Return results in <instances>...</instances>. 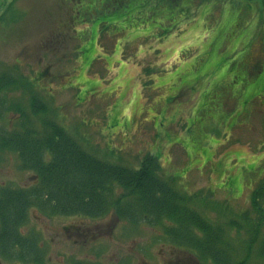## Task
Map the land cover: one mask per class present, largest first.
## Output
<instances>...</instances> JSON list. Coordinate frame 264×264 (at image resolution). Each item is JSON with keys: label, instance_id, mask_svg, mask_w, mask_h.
<instances>
[{"label": "rangeland", "instance_id": "rangeland-1", "mask_svg": "<svg viewBox=\"0 0 264 264\" xmlns=\"http://www.w3.org/2000/svg\"><path fill=\"white\" fill-rule=\"evenodd\" d=\"M3 71L33 83L6 93L0 132L17 123L18 105L38 128L53 119L102 160L135 167L152 154L182 191L210 189L233 214L250 208L264 176L263 0H0ZM32 95L49 107L42 117L31 114ZM34 174L0 147V184L27 186ZM79 224L106 234L71 244ZM25 231L40 233L53 264H145L143 255L159 264L174 245L159 225L112 213L36 206ZM0 264L31 263L0 254Z\"/></svg>", "mask_w": 264, "mask_h": 264}, {"label": "trees", "instance_id": "trees-1", "mask_svg": "<svg viewBox=\"0 0 264 264\" xmlns=\"http://www.w3.org/2000/svg\"><path fill=\"white\" fill-rule=\"evenodd\" d=\"M15 84L12 74H0V95ZM4 101L0 97V104ZM47 110L38 96H32L33 114ZM19 124L21 128L2 132L6 134L1 140L16 150L24 166L34 169L39 178L32 187L0 188V247L6 252H13L18 244L23 260L42 264L18 231L29 206L47 202L60 213L101 215L116 206L119 215L133 220L168 219L174 223L166 229L179 244L191 246L214 264H264V178L252 193L250 208L233 214L226 202L213 201L211 191L182 192L174 180L161 174L156 156L147 155L138 168H132L87 152L54 120L44 119L45 128L39 130L22 111ZM212 212L217 215L213 217Z\"/></svg>", "mask_w": 264, "mask_h": 264}, {"label": "flooded vegetation", "instance_id": "flooded-vegetation-1", "mask_svg": "<svg viewBox=\"0 0 264 264\" xmlns=\"http://www.w3.org/2000/svg\"><path fill=\"white\" fill-rule=\"evenodd\" d=\"M151 223H159V222L152 221ZM102 227L103 226L101 225H96L94 227H89L84 224L74 225L73 230L70 232V236H73V237H69L70 239H67V240H70L71 242L79 241L82 243L83 242H86V243L93 242L96 239H98V237L101 234L106 233V231H104ZM112 228L113 227L110 228L111 231L113 230ZM24 233H27L25 229H24ZM29 234H30V239H31L30 245L33 246L32 255L34 257H38V256L42 257L47 262L48 260L47 248L45 246V242L42 241V236L37 231H32ZM149 248H150V245L146 247V250L148 251ZM179 248L180 246L172 245L171 247H169V249H164L163 254H162V259L159 262V264H191L193 260L191 256L194 253L192 254V252L189 251L187 254L185 253L182 254ZM99 256H100V253L98 254V257ZM142 258L145 264L149 263L148 258L146 256L143 255ZM75 261L76 262L72 264H102L97 259L95 260V258H89V259L77 258Z\"/></svg>", "mask_w": 264, "mask_h": 264}]
</instances>
